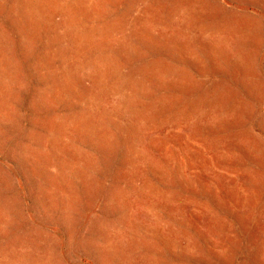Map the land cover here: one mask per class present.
Wrapping results in <instances>:
<instances>
[{
  "label": "rangeland",
  "instance_id": "1",
  "mask_svg": "<svg viewBox=\"0 0 264 264\" xmlns=\"http://www.w3.org/2000/svg\"><path fill=\"white\" fill-rule=\"evenodd\" d=\"M0 264H264V0H0Z\"/></svg>",
  "mask_w": 264,
  "mask_h": 264
}]
</instances>
